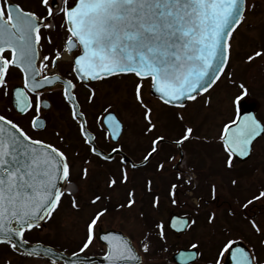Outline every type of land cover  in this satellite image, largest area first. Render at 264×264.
<instances>
[{
  "label": "snow or ice",
  "instance_id": "snow-or-ice-1",
  "mask_svg": "<svg viewBox=\"0 0 264 264\" xmlns=\"http://www.w3.org/2000/svg\"><path fill=\"white\" fill-rule=\"evenodd\" d=\"M40 4L46 15L25 10L13 0H0V93L9 96L6 77L10 75V69L22 73L23 85L15 87L14 107L21 115L34 113L30 127L39 131L46 128L42 109H51V104L42 98L43 92L54 93L59 88L85 144L94 155L109 161L113 157L95 147L97 137L89 131L84 112L80 110L77 89L88 81L112 77L132 79L133 98L145 122L143 131L152 134L144 162L160 155L167 142L163 135L156 134L158 129L153 122L152 102L146 101L143 95L145 82L167 107L183 109L184 101L197 100L220 79L231 58L233 33L246 21V12L255 9V4H249L248 0H40ZM57 17L59 25L53 23ZM58 28L63 31L64 38L57 45L52 34ZM46 46L50 55H42ZM261 55L255 53V56ZM253 58L249 56L248 59ZM63 63H69L71 68L61 75ZM238 87L242 93L233 98L236 115L223 124L218 136L227 156L225 164L228 169L234 167V159L250 157L254 142L258 138L264 139V122L252 114L241 115V101L247 89L243 84ZM95 98L96 91L90 88L87 103L93 104ZM204 103L210 105V96L204 98ZM103 111V116H97L98 128L103 129L105 138L119 140L124 130L122 121L109 108ZM178 118L184 119L183 115ZM192 134L193 128L185 126L175 141L181 153ZM54 135L63 142L59 132ZM113 151L119 149L113 148ZM170 159L175 160V157ZM132 166L137 167L135 163ZM176 167L179 169V164ZM156 168L161 173L167 170L162 162ZM87 177L88 169L84 168L81 179ZM74 179L75 166L65 150L34 138L17 122L0 115V245L19 252L16 241L29 244L25 233L52 220L53 213L58 215L64 197L70 198L74 212H80L82 209L75 195L79 189ZM176 180L189 185L193 183L191 177L184 180L180 175ZM127 181V169L121 168L119 182L124 184ZM151 183L148 181L149 191ZM231 183L235 185L237 181L233 179ZM116 185L117 179L110 178L109 188ZM177 189L178 184L172 183L169 189L171 204L185 206L177 199ZM215 192L213 184V198ZM134 196L135 193L129 191L127 202L120 204L119 208H132L136 203ZM262 198L264 191L243 207L247 209L253 200ZM100 200L101 196L97 195L90 203L95 205ZM152 206L159 208V196L154 197ZM196 207L199 211V203ZM108 212L109 209L104 207L90 217L81 252L93 243L94 234L100 238L95 230ZM215 218L214 212L209 213L208 222L211 224ZM196 223L195 219L180 216L170 218L167 226L185 231ZM251 224L255 232L261 233L254 220ZM165 229L164 221L155 223L154 230L160 240L166 237ZM103 239L108 244L105 259L109 264H144L130 240L123 237L109 239L108 236ZM234 243L227 240L221 246V253L231 249ZM153 247L149 232L141 240L142 252L149 254ZM192 247L199 246L193 244ZM50 251L41 252L38 247H32L22 254L33 258L31 264H50L49 260L40 259ZM230 254L234 264H264V259L244 248H236ZM192 258L193 254H189L188 259Z\"/></svg>",
  "mask_w": 264,
  "mask_h": 264
},
{
  "label": "flooded vegetation",
  "instance_id": "flooded-vegetation-1",
  "mask_svg": "<svg viewBox=\"0 0 264 264\" xmlns=\"http://www.w3.org/2000/svg\"><path fill=\"white\" fill-rule=\"evenodd\" d=\"M13 2L21 4L25 10L34 11L41 16L46 15L44 8L40 4V0H13ZM248 3H254L255 9L246 12V21L239 25L236 32L233 33L234 39L231 41V58L227 67L220 75V79L215 82L213 87L222 84L229 92L230 95L226 97V100L229 101L230 99V108L232 109L231 118L228 119L230 120L234 118L237 111L233 105V98L242 93L238 85L243 84L247 89V94L243 96L241 101L243 107L240 109V113L244 115L252 114L256 116L258 120L264 122V0H248ZM53 23L59 25V17L54 19ZM52 35L55 44L58 45L63 41L64 33L59 28ZM256 52H260L262 55L255 56ZM45 54L50 55L48 46L43 49L42 55ZM249 56L254 58L249 60ZM70 68L71 65L69 63H63L61 65L60 74L64 75L70 71ZM228 77H230V79ZM65 78L71 77L65 76ZM6 80L8 81V85L11 84V88L23 85V75L18 70L10 69V75L6 77ZM110 80L114 82L115 77L107 78L102 81L86 82L84 86H78L77 99L80 102V110L84 112L90 132L97 137L95 143L98 148L105 150L107 153L113 151V148H119L131 158L133 162L139 163L143 161V158L140 159L137 153H139L143 147L137 148V128L134 129L133 135H130V143L124 142L126 138L125 126L122 137L117 142H113L111 138H105L103 129L98 128L99 122L97 121V116H103V110L106 107L100 97L101 90L97 86L102 82H110ZM233 80L235 84L232 83ZM109 82L107 84H109ZM90 88L96 91L95 101L91 105L87 103V96L89 95ZM42 98L51 104V109L44 108L41 112V115L46 119L45 129L36 131L30 127V119L34 114L31 112L25 116L13 110L16 116L12 117L6 113L5 117L17 122L25 132L34 138L43 139L65 150L74 166L78 163L80 168H84L89 162H94L98 165H112V163H118L130 168L132 173L131 180H133V173L140 169H144L151 162L150 159L145 166L133 168L129 162L121 164L122 155L120 154H117L109 161H105L103 158L94 155L90 151L89 145L85 144L84 140L81 138L77 123L72 120L70 107L63 101L60 95V89L58 88L54 93L43 92ZM212 99L213 97H211L210 104L213 105ZM150 100L159 101L157 98L153 97L150 98ZM101 104L104 105V107H102ZM111 108L112 107H109L111 111H115L116 113L119 112L118 108ZM52 111H59V118L56 116L53 118ZM63 115H65L66 118H70L64 130L58 128L55 121V119H60ZM226 121H224L223 124ZM223 124L221 126H223ZM56 132H59L64 138L65 141L63 140V143H65L67 147L62 146L63 144L59 137L54 135ZM149 135L150 134H145L146 137ZM157 135L162 134L158 133ZM163 136L166 137L165 135ZM79 140L82 144L78 146L75 145V150L68 147L70 146L68 143L69 141L77 142ZM175 141L173 140V146L177 154L174 149H164L161 152V157L163 158L157 163H164L167 170L161 173L157 171L155 166L152 175H146L143 179L144 183L143 186H141L139 197H137L138 186L133 182V188L134 191H136L134 196L136 203L140 199V202L137 203V208L142 212L144 222L143 235L145 236V234L151 232V241L154 244L150 253L144 254L142 252L141 240L144 236L138 241L123 229L116 227L110 228H115L124 232L126 236L131 239L139 254L142 256L144 264H224L227 251L221 253V246L227 240L243 242L250 251L264 259V198L261 200H253V203L250 204L247 209L243 207L248 200L253 199L254 196L264 191V139L258 138L257 141L254 142L250 157L243 160L239 158L234 159V167L228 169L224 166L223 173H219L220 170L214 166L213 162L207 165V161L199 159L201 163L200 171L204 170L205 167L207 168L202 175L199 174L197 166L193 164L191 166L187 165V162L184 160V151L181 153ZM103 142L106 144V147ZM219 146L222 148L220 143ZM126 148H129L131 153H128ZM148 150L149 148L144 153V156L147 154ZM172 156L178 157V160H171L170 157ZM172 161L174 162L171 163ZM181 161L183 162L180 163ZM225 161L226 160H224V163ZM177 164H179V169L176 167ZM156 172L161 173V175L153 176ZM166 173L168 175H166ZM81 174V169L78 173L75 172L74 182L76 184L78 182L82 184ZM177 175L182 176L184 180L191 177L193 183L189 185L177 181ZM113 177L115 176L113 175ZM218 179L221 185L227 186L226 191L219 190ZM233 179L237 181L235 185L231 183ZM148 181L152 182L151 191L148 190ZM174 182L178 184L177 199L185 206H173L171 204L169 189ZM213 184L216 186L215 198H213L212 195ZM239 186H241V188ZM91 194H93V192H91ZM75 195L76 198H78L76 193ZM155 196L160 197L159 208H153L152 206ZM128 198L124 204L127 202ZM136 203L134 205H136ZM197 203L200 205L199 211H197ZM120 204L121 203H119V205ZM99 209H102V207ZM163 211L168 215L166 220L157 217L160 216ZM213 212L216 218L210 224L208 222V215ZM173 215L186 218L190 217L191 219H195L197 223L192 228L185 231H174L167 226L168 220ZM253 220L257 227L261 229V233L255 232L252 228L251 221ZM158 221L165 222L166 233L172 238L160 240L156 236L154 226ZM218 233H221L225 238L218 239ZM193 244H197L199 247L193 248ZM98 245L99 251H87L86 253L90 255H103L106 251L105 246L99 242ZM180 249L191 250L194 257L188 261L186 257L184 259L185 262L177 263L174 260V255Z\"/></svg>",
  "mask_w": 264,
  "mask_h": 264
},
{
  "label": "rangeland",
  "instance_id": "rangeland-1",
  "mask_svg": "<svg viewBox=\"0 0 264 264\" xmlns=\"http://www.w3.org/2000/svg\"><path fill=\"white\" fill-rule=\"evenodd\" d=\"M108 82H102L97 86L101 90V100L104 102L103 104L105 107L119 109L117 114L125 124L126 138L124 142L130 143V135L132 136L134 129L137 128V148L143 147L137 155L142 159L144 153L149 148L152 134L146 137L143 131L145 122L141 114V109L133 98L134 81L129 78H115L114 82L110 80L109 84H107ZM10 85L11 84L8 85L9 96H4L0 93V113H8L9 116L14 117L16 115L10 104ZM221 85L210 89L205 94L206 96H199L196 101L191 100L183 109L170 108L163 105L160 101L150 100L152 97L147 82H145V88L143 89L145 100H150L152 102L150 106L153 107V122L156 123L158 129L156 134L161 133L167 138V142L163 145V150H175L173 140L175 141L180 138L185 126L193 128L190 142H185L183 145L184 160L189 166L192 164L197 166L199 174L201 175L207 168L205 167L204 170L200 171L201 163L199 162V159L207 161V165H210L211 162H213L214 166L220 170L219 173H223V168L226 166L224 160L227 159V156L224 150L219 146L220 142L218 141V136L223 122L231 118L232 109L230 108V99L229 101L226 100V97L230 94L226 87ZM209 96L210 98L213 97V105L210 104L206 106L204 98ZM104 105L101 104L102 107H104ZM51 113L53 114V118L54 116L59 118V111H52ZM180 115H183V121L178 118ZM69 119L70 118H66L65 115L60 119H55L58 128L64 130ZM68 143L70 144L68 147H71L74 150L75 145L78 146L79 144H82L80 140L77 142L69 141ZM62 144V146L67 147L65 143L62 142ZM103 144L106 147L104 142ZM126 151L131 153L129 148H126ZM175 153L177 154L176 150ZM162 158L163 157H161L160 154L154 159H151V162L144 169H140L133 173V180H131L132 173L130 168L126 165L124 166L118 163H112V165H98L97 163L89 162L87 166L84 167L88 169L87 179H82V184H79V182L77 183L78 185L76 184L79 189L76 192L78 196L77 201L82 210L80 212H74L70 206V198L64 197L62 199V207L59 209V214L57 215L54 213L53 219L41 226L40 229H33L27 234V239L34 240L35 237L43 238L41 239L42 242L48 243L49 245L70 254L99 251V245L95 239V235L93 237V243L86 250L81 252L80 248L87 234V223L90 217L99 208L107 207L109 212L105 217H102V224L98 222V226L123 229L139 241L144 236L142 212L137 208V203L140 202V199L132 208L120 209L118 205L119 203L124 204L128 198L129 191L136 192L133 188V182L138 186L137 197L140 196L141 186H143L144 183L143 179L146 175H152V171H154L156 164L161 161ZM175 160H178V157L175 156ZM79 168L80 165L77 163L75 166V172L78 173L80 169H84ZM121 168H126L128 174V181L124 184L119 182ZM113 175L117 178V185L113 188H109V180ZM159 175H161V173L156 172L153 174V176ZM166 175L168 174L166 173ZM218 181L219 190L226 191L227 186L221 185L219 179ZM239 187L241 188V186ZM91 192H93V194H91ZM97 194L101 196V200L95 205H92L90 201L93 200ZM157 217L166 220L168 215L163 211L161 215ZM97 229L95 231H97ZM165 238L170 239L172 237H169L166 233ZM217 238L221 239L225 238V236L218 233ZM8 252L6 246H0V264H2L5 259L13 260L14 264H31V260L33 259Z\"/></svg>",
  "mask_w": 264,
  "mask_h": 264
},
{
  "label": "water",
  "instance_id": "water-1",
  "mask_svg": "<svg viewBox=\"0 0 264 264\" xmlns=\"http://www.w3.org/2000/svg\"><path fill=\"white\" fill-rule=\"evenodd\" d=\"M14 91H15V88L13 89V92H12L13 106H14ZM152 94H154L153 91H152ZM154 95H156V94H154ZM186 101H184V103ZM114 140H116V139H114ZM97 150L100 151L101 153L105 154V155H108L100 149H97ZM118 152H120V151H118ZM116 153L117 152L111 153L108 156L113 157ZM123 160L130 161V159L126 155H124ZM139 165H141V164H139ZM98 235L100 237L99 241H101L102 243L107 245V250H108V244L103 239V237H105V236H108L109 239H112L113 237H123L124 239L129 240L122 232L117 231V230H112V229L103 230L102 228H99V234ZM16 242L19 244V247H20L19 252H21V253H26L32 247H38L41 252H45L46 249H51V251L47 252V255L44 257L48 258L54 262H60L63 264H109V262L105 259V256L102 257V256H87V255H83V254H79V255L67 254L63 251H59V250L55 249L52 246L44 245L42 243L21 244L18 240ZM236 248H244L246 251H248L242 243H240V242L236 243L232 246V248L229 251L228 260H229V258H230V260H232V256L230 253H231V251H234ZM228 264H230V263H228Z\"/></svg>",
  "mask_w": 264,
  "mask_h": 264
},
{
  "label": "trees",
  "instance_id": "trees-1",
  "mask_svg": "<svg viewBox=\"0 0 264 264\" xmlns=\"http://www.w3.org/2000/svg\"><path fill=\"white\" fill-rule=\"evenodd\" d=\"M1 247H4V245H2ZM7 247V251H9L8 253H12L13 251H11L10 249H9V247L8 246H6ZM8 260V259H7ZM7 260H5L2 264H14L13 263V260H9V262L7 261ZM22 260V259H21Z\"/></svg>",
  "mask_w": 264,
  "mask_h": 264
}]
</instances>
